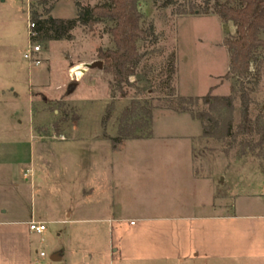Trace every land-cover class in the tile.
Returning a JSON list of instances; mask_svg holds the SVG:
<instances>
[{
	"label": "rangeland",
	"instance_id": "rangeland-1",
	"mask_svg": "<svg viewBox=\"0 0 264 264\" xmlns=\"http://www.w3.org/2000/svg\"><path fill=\"white\" fill-rule=\"evenodd\" d=\"M99 3L101 0H47L46 5H39V0H0V264H84V253L103 245V238L89 237L87 223L80 221L84 202L78 185L82 184V174L78 173L74 181L65 176L63 181L56 182L49 172H40V167L45 166L46 161L50 162L49 152L45 147L41 150L32 138L30 116L34 115V126L38 131L48 135L46 140L62 139L61 135L52 132L53 128H66L68 125L63 123H71L78 117L82 131L93 129L111 102L113 88L111 82L107 86L99 69H89V66L99 61V50L113 49L108 32L112 24L77 26L68 32L69 39H49L50 34L49 37L41 34L33 43L40 47L37 57L41 64L35 66L23 59L29 48L27 33L33 13L42 20L48 17L69 20L76 17L77 4L81 8H92ZM163 3L148 1L140 4L141 26L146 31L151 29L152 35L138 43L141 59L136 76L129 79L135 86H124L125 98L115 92L114 103L128 106L136 99L159 107L152 111L153 132L161 136H178L184 133L182 125L169 122L188 120L189 114L178 115L165 109L166 92L151 91L150 80L165 78L166 59L174 53L173 86L178 97L202 98L210 89L212 96L229 95L227 83L231 85V81L225 79L229 54L223 41L233 37L234 27L216 15L214 0L209 15L198 12L185 16L178 14V10L187 12L192 6H201L202 0H174L169 6ZM87 58L88 73H83L78 81L67 70L68 66ZM252 79L248 84L252 88L249 114L253 122L258 121L264 127V78L257 88L252 86ZM136 88L141 92L136 93ZM121 104H116L113 117L121 111ZM202 109L201 104L193 108L194 112ZM239 120L240 103L236 97L234 124ZM140 133L145 135L146 130ZM242 138L246 137H239L231 144L194 139L193 164L199 181L193 186H187L183 173L173 166L183 159L186 142L155 145L154 149L179 153L170 158L162 157L171 161L172 169L171 172L164 170L161 173L163 180L156 181L154 187L166 188L170 196L178 193L183 200L194 194L205 201L209 198L208 178L212 181L214 204L218 201L216 193L264 192V151L263 154L257 150L248 151L239 143ZM252 138L255 142L258 137L253 135ZM141 149L136 147L130 151ZM165 161L160 164L166 165ZM124 186L121 192L129 197L125 208L129 216H134L137 211L131 199L132 190L130 185ZM225 203H229L228 200ZM2 211L6 213L2 214ZM69 212H72L71 221L77 219L76 222H58L67 221L65 215ZM31 216L45 222L46 231L42 235L30 232L28 226L10 224L27 221ZM184 229L180 248L181 254L188 259L181 264H231L226 260L214 262V220L186 221ZM40 252L44 253V258H39ZM53 255L61 260L52 261Z\"/></svg>",
	"mask_w": 264,
	"mask_h": 264
},
{
	"label": "crops",
	"instance_id": "crops-1",
	"mask_svg": "<svg viewBox=\"0 0 264 264\" xmlns=\"http://www.w3.org/2000/svg\"><path fill=\"white\" fill-rule=\"evenodd\" d=\"M88 63V58L77 60L70 63L67 70L80 66L85 75L88 73ZM98 71L105 77L108 86L112 76L102 70ZM227 85L230 92V85ZM116 104L121 103L115 102L114 110ZM125 107L126 105L121 104L118 114ZM118 114L113 117L112 112L105 127L108 138L117 135ZM30 117L32 138L41 150L45 147L49 152L50 162L46 161L45 166L40 167V172H49L56 182L63 181L65 176L74 181L78 173L82 174V184L78 185V190L84 204L82 220H79L87 223L89 237L103 238L100 248L84 253V264L184 263L188 259L181 254L180 248L184 224L186 221L197 222L203 219L214 220V262L226 260L231 264H264V192L216 193L218 201L214 204L212 181L208 178L206 182L209 198L205 201L194 194L183 200L178 193L170 196L166 188L154 187L158 183L156 181L163 180L161 173L164 170L171 172L172 169L171 161H165L162 157L170 158L179 153L169 149H154L155 145L164 143L176 145L180 141L186 142V149L182 150L183 159L179 164L173 162V166L183 173V181L187 186H193L199 181L193 164L192 148L194 139H203L202 125L198 124V120L190 115L188 120H170L169 123L182 125L184 133L178 136L157 135L151 124L150 138L126 140L113 147L107 137L103 136L102 118L95 122L90 132H85L81 130L78 117L71 123H63L68 125L66 128H53L52 132L61 135L62 139L46 140L48 135L38 131L34 126V115L31 114ZM136 147L143 149L130 151ZM161 161L167 164H160ZM126 184L131 187V199L136 205L137 212L134 216H129L125 208L129 197L124 196L121 191ZM225 200L229 203L226 204ZM71 218L72 212H69L65 215L67 221L58 222L77 221H71ZM32 221L45 225L44 221L33 219L32 216L27 221L10 224L28 226ZM115 238L119 239L116 241ZM159 239L164 240L160 242Z\"/></svg>",
	"mask_w": 264,
	"mask_h": 264
},
{
	"label": "trees",
	"instance_id": "trees-1",
	"mask_svg": "<svg viewBox=\"0 0 264 264\" xmlns=\"http://www.w3.org/2000/svg\"><path fill=\"white\" fill-rule=\"evenodd\" d=\"M148 1L164 2V6L174 3V0H101L92 8H81L76 5V17L69 20H44L36 13L32 14L36 37L41 34L49 35V39H69L68 32L77 26L92 27L101 23H111L109 35L113 49L99 50L97 57L103 63L102 72L112 76L110 93L111 102L107 104L101 119L103 136L105 127L112 116L115 103V92L120 98L126 97L124 86L134 87L135 82L129 79L136 76V69L141 55L138 43L152 35L151 29L146 31L141 26L143 14L140 4ZM212 0H202L201 6H192L189 10H178L179 16L209 15ZM47 0H39V5H46ZM217 6L215 13L224 23L234 27V35L226 38L223 45L229 54V68L225 79L231 81L228 96H212L209 93L202 98H181L176 95L173 86L175 76V55L170 54L166 59L165 78L150 80L151 91H165V109L177 114L187 113L202 125V138L214 141L235 143L242 138L240 145L248 151L257 150L263 154L264 127L258 121H252L249 114L252 88L248 86L252 79V86L257 88L264 78V0H214ZM47 10L46 13H49ZM44 32V33H43ZM49 37V36H48ZM157 81V82H156ZM141 92L136 88V93ZM239 99L240 120L234 124V100ZM159 101V100H158ZM199 104L202 110L194 112L193 108ZM155 107L148 102L140 103L133 99L117 118V135L107 139L113 147L119 146L126 140L147 139L152 136L151 120ZM146 130L145 135L140 132ZM257 135L254 142L252 136Z\"/></svg>",
	"mask_w": 264,
	"mask_h": 264
},
{
	"label": "built area",
	"instance_id": "built-area-1",
	"mask_svg": "<svg viewBox=\"0 0 264 264\" xmlns=\"http://www.w3.org/2000/svg\"><path fill=\"white\" fill-rule=\"evenodd\" d=\"M34 28L35 25L33 22L29 23L28 25V37H29V48L28 51H26L23 54V59L26 60L27 62L31 63L32 65L35 66H39L41 64V61L39 60V58L37 57V55L40 52V47L35 45L33 46V43H35V41H33V38L36 37V33L34 32ZM28 228L30 232H33L37 235H42L45 231H46V226L42 223H38V222H29L28 223ZM39 257L43 258L45 257L44 253H39Z\"/></svg>",
	"mask_w": 264,
	"mask_h": 264
},
{
	"label": "water",
	"instance_id": "water-1",
	"mask_svg": "<svg viewBox=\"0 0 264 264\" xmlns=\"http://www.w3.org/2000/svg\"><path fill=\"white\" fill-rule=\"evenodd\" d=\"M102 67H103V63L100 62V61H97V62H93V63L89 66V69H95V68H97V69L101 70ZM58 259H59V258H57V259L54 258V256L51 257V260H52V261H57Z\"/></svg>",
	"mask_w": 264,
	"mask_h": 264
},
{
	"label": "bare ground",
	"instance_id": "bare-ground-1",
	"mask_svg": "<svg viewBox=\"0 0 264 264\" xmlns=\"http://www.w3.org/2000/svg\"><path fill=\"white\" fill-rule=\"evenodd\" d=\"M83 67H75L71 70V73L74 74L77 78H81L83 76Z\"/></svg>",
	"mask_w": 264,
	"mask_h": 264
}]
</instances>
